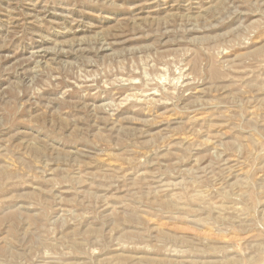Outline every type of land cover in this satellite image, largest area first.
I'll use <instances>...</instances> for the list:
<instances>
[{
	"label": "rangeland",
	"instance_id": "1",
	"mask_svg": "<svg viewBox=\"0 0 264 264\" xmlns=\"http://www.w3.org/2000/svg\"><path fill=\"white\" fill-rule=\"evenodd\" d=\"M0 264H264V0H0Z\"/></svg>",
	"mask_w": 264,
	"mask_h": 264
}]
</instances>
